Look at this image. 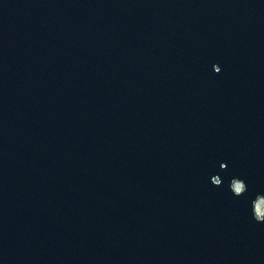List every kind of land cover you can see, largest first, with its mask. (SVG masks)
Instances as JSON below:
<instances>
[{
  "label": "water",
  "instance_id": "water-1",
  "mask_svg": "<svg viewBox=\"0 0 264 264\" xmlns=\"http://www.w3.org/2000/svg\"><path fill=\"white\" fill-rule=\"evenodd\" d=\"M264 0H0V264H264Z\"/></svg>",
  "mask_w": 264,
  "mask_h": 264
},
{
  "label": "rangeland",
  "instance_id": "rangeland-1",
  "mask_svg": "<svg viewBox=\"0 0 264 264\" xmlns=\"http://www.w3.org/2000/svg\"><path fill=\"white\" fill-rule=\"evenodd\" d=\"M263 212H264V207L261 205V207H260L259 210H258V213H259L260 215H262Z\"/></svg>",
  "mask_w": 264,
  "mask_h": 264
}]
</instances>
